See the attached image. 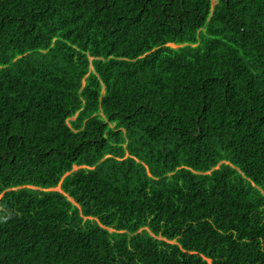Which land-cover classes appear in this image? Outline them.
<instances>
[{
  "label": "trees",
  "instance_id": "16d2710c",
  "mask_svg": "<svg viewBox=\"0 0 264 264\" xmlns=\"http://www.w3.org/2000/svg\"><path fill=\"white\" fill-rule=\"evenodd\" d=\"M0 264H264V0H0Z\"/></svg>",
  "mask_w": 264,
  "mask_h": 264
},
{
  "label": "water",
  "instance_id": "95a60500",
  "mask_svg": "<svg viewBox=\"0 0 264 264\" xmlns=\"http://www.w3.org/2000/svg\"><path fill=\"white\" fill-rule=\"evenodd\" d=\"M57 189H59V186H57Z\"/></svg>",
  "mask_w": 264,
  "mask_h": 264
},
{
  "label": "rangeland",
  "instance_id": "374dc122",
  "mask_svg": "<svg viewBox=\"0 0 264 264\" xmlns=\"http://www.w3.org/2000/svg\"><path fill=\"white\" fill-rule=\"evenodd\" d=\"M56 189H57V187H56Z\"/></svg>",
  "mask_w": 264,
  "mask_h": 264
}]
</instances>
